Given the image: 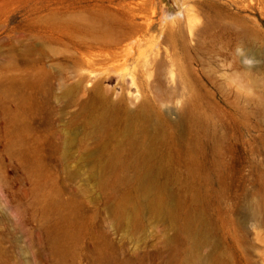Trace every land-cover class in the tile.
Wrapping results in <instances>:
<instances>
[{
    "label": "rangeland",
    "instance_id": "obj_1",
    "mask_svg": "<svg viewBox=\"0 0 264 264\" xmlns=\"http://www.w3.org/2000/svg\"><path fill=\"white\" fill-rule=\"evenodd\" d=\"M205 1L0 0V264H264V0Z\"/></svg>",
    "mask_w": 264,
    "mask_h": 264
},
{
    "label": "bare ground",
    "instance_id": "obj_2",
    "mask_svg": "<svg viewBox=\"0 0 264 264\" xmlns=\"http://www.w3.org/2000/svg\"><path fill=\"white\" fill-rule=\"evenodd\" d=\"M196 2L197 1H194V3H196ZM205 2H207L209 5L224 7V6H222L220 0H206ZM195 7H194V5H189L184 9V11H185L184 15L185 16H184V20L182 21V26L186 27V28L188 27L190 29V31H192V29L194 30L195 26L197 25L196 23L198 21V15L200 13V12H198V10ZM182 29H184V28H182Z\"/></svg>",
    "mask_w": 264,
    "mask_h": 264
}]
</instances>
